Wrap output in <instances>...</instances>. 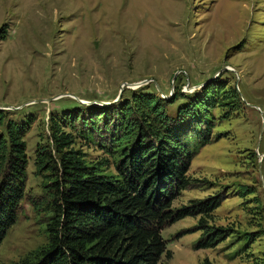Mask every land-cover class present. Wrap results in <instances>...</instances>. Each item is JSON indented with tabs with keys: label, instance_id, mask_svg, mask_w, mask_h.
I'll list each match as a JSON object with an SVG mask.
<instances>
[{
	"label": "rangeland",
	"instance_id": "374dc122",
	"mask_svg": "<svg viewBox=\"0 0 264 264\" xmlns=\"http://www.w3.org/2000/svg\"><path fill=\"white\" fill-rule=\"evenodd\" d=\"M2 25L0 138L7 139V122L22 126L27 162L0 264L33 262L47 244L55 192L48 172L37 169L36 150L53 147L50 118L88 160L109 159L95 130L65 121L122 104L132 91L168 101L177 95L166 105L174 114L212 85L218 101L229 98L208 110V144L197 146L194 131L184 130L194 149L190 184L171 207L212 195L220 202L208 215L166 225L170 256L157 264H264V0H0ZM203 224L226 231L196 249Z\"/></svg>",
	"mask_w": 264,
	"mask_h": 264
},
{
	"label": "trees",
	"instance_id": "16d2710c",
	"mask_svg": "<svg viewBox=\"0 0 264 264\" xmlns=\"http://www.w3.org/2000/svg\"><path fill=\"white\" fill-rule=\"evenodd\" d=\"M7 38L4 25L0 40ZM214 85L195 95L174 114L154 93L132 91L122 104L93 108L88 116L66 120L98 134V146L109 159L88 160L72 147L75 136L50 118L52 149L36 150L38 170L48 172L55 192L53 214L47 225V244L24 264H157L170 256L162 229L187 216L208 215L218 207L219 196L190 200L173 209L177 194L187 188V171L194 156L184 130L194 131L197 146L211 140L213 120L209 108L218 101ZM238 98L236 88H230ZM222 90L221 92H223ZM225 96V97H224ZM5 111L0 110V122ZM23 127L7 122V139L0 138V244L16 220L23 197L26 155ZM112 166L114 172L106 171ZM248 186H244L241 194ZM196 249L208 248L224 238L222 228L203 224Z\"/></svg>",
	"mask_w": 264,
	"mask_h": 264
},
{
	"label": "water",
	"instance_id": "95a60500",
	"mask_svg": "<svg viewBox=\"0 0 264 264\" xmlns=\"http://www.w3.org/2000/svg\"><path fill=\"white\" fill-rule=\"evenodd\" d=\"M143 82H138V83H134V84H132V86H139V85H141ZM129 87V86H128ZM0 109H3L2 107H0Z\"/></svg>",
	"mask_w": 264,
	"mask_h": 264
}]
</instances>
